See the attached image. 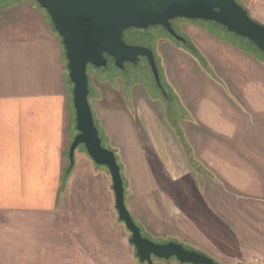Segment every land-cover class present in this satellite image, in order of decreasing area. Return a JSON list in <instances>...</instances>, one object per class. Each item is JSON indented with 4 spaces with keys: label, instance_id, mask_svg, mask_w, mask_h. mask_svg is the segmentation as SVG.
Wrapping results in <instances>:
<instances>
[{
    "label": "rangeland",
    "instance_id": "1",
    "mask_svg": "<svg viewBox=\"0 0 264 264\" xmlns=\"http://www.w3.org/2000/svg\"><path fill=\"white\" fill-rule=\"evenodd\" d=\"M171 25L186 42L176 40L162 26L130 28L123 36L127 44L153 51L165 93L157 86L145 57L135 64L125 63L123 69L111 59L106 67L88 65L86 69L88 101L105 147L112 150L98 110L100 103L113 98L138 128L141 140L147 139L135 114V103L141 100L153 107L152 114H157L170 134V144L166 141L161 149L175 165L170 171L180 176L178 181H171L162 171L166 177L136 192L122 170L125 205L142 235L152 241L178 242L217 264H264V53L211 21L176 18ZM190 28L232 43L249 54L256 67H250L246 77L231 66L215 65V60L196 47ZM53 36L65 64V99L74 137L73 84L61 38L34 0H0V39L46 40ZM167 59L170 65L185 67L189 78L193 77L186 86L203 90L213 85L214 97L225 111L219 115L233 124L232 129L218 125L213 130L188 113L186 120L181 119L180 100L184 98L177 90L178 79L169 74ZM202 90L189 99L205 100ZM75 154H85L92 161L83 145ZM92 164L83 159L76 162L74 155L70 165L68 158L65 176L73 172V178L63 185L54 215L0 211V264H148L135 258L134 247L127 243L130 232L118 218L107 168ZM40 224L46 228H39ZM51 225L60 228H47ZM151 264L187 263L172 257L153 258Z\"/></svg>",
    "mask_w": 264,
    "mask_h": 264
},
{
    "label": "crops",
    "instance_id": "2",
    "mask_svg": "<svg viewBox=\"0 0 264 264\" xmlns=\"http://www.w3.org/2000/svg\"><path fill=\"white\" fill-rule=\"evenodd\" d=\"M243 1L239 4L264 25V0ZM189 31L196 47L215 60V65L231 66L246 77L249 68L256 67V61L232 43L203 29ZM170 64L168 61L169 74L173 80L178 79L177 90L184 98L180 100L184 109L181 119L188 113L213 130L218 125L223 130L232 129L233 124L219 115L225 111L214 97L217 91L213 85L208 84L203 90L186 86L193 77L189 78L182 65ZM64 68L56 36L46 40L0 39V211L54 215L63 185L73 178V172L65 176L73 134L65 99ZM201 90L205 100L189 99ZM120 104L114 98L105 100L100 103L98 117L121 174L124 170L136 192L157 184L166 173L177 182L180 176H173L170 171L175 165L162 150L167 142L170 144V134L157 114H152L153 107L142 100L135 103L137 120L146 131L144 141ZM74 155L76 162L83 159L93 165L85 154ZM39 226L46 228L44 224Z\"/></svg>",
    "mask_w": 264,
    "mask_h": 264
},
{
    "label": "water",
    "instance_id": "3",
    "mask_svg": "<svg viewBox=\"0 0 264 264\" xmlns=\"http://www.w3.org/2000/svg\"><path fill=\"white\" fill-rule=\"evenodd\" d=\"M46 11L53 28L61 38L65 51L68 77L73 84L72 100L75 127L68 150L70 165L74 152L83 145L92 161L105 166L112 181L115 209L130 235L133 256L140 262L152 263L153 258H175L187 264H217L210 256L185 248L174 241L158 243L142 235L124 201V187L115 154L103 146L94 124L88 101L87 66L106 67L107 57L118 68L124 63H137L145 57L159 88L162 84L153 51L146 46L127 44L124 31L162 26L176 40L178 35L171 20L176 18L211 21L228 32L252 42L264 53V25L254 20L236 0H34Z\"/></svg>",
    "mask_w": 264,
    "mask_h": 264
},
{
    "label": "flooded vegetation",
    "instance_id": "4",
    "mask_svg": "<svg viewBox=\"0 0 264 264\" xmlns=\"http://www.w3.org/2000/svg\"><path fill=\"white\" fill-rule=\"evenodd\" d=\"M107 59L109 60V59H111V58L107 57ZM111 60H112V59H111ZM126 63H127V62H126ZM124 67H125V63H124ZM124 67H123V68H124ZM123 68H121V69H123ZM160 90L163 91V86H162V88H160ZM163 92H164V91H163ZM164 93H165V92H164Z\"/></svg>",
    "mask_w": 264,
    "mask_h": 264
},
{
    "label": "trees",
    "instance_id": "5",
    "mask_svg": "<svg viewBox=\"0 0 264 264\" xmlns=\"http://www.w3.org/2000/svg\"><path fill=\"white\" fill-rule=\"evenodd\" d=\"M185 42H186V40H185ZM99 136H100V134H99ZM101 141H102V137H101ZM103 144V143H102ZM104 146V145H103ZM189 158H190V156H189Z\"/></svg>",
    "mask_w": 264,
    "mask_h": 264
}]
</instances>
